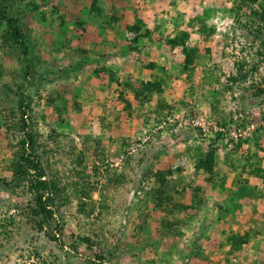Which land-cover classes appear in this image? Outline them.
<instances>
[{
  "label": "rangeland",
  "instance_id": "obj_1",
  "mask_svg": "<svg viewBox=\"0 0 264 264\" xmlns=\"http://www.w3.org/2000/svg\"><path fill=\"white\" fill-rule=\"evenodd\" d=\"M263 9L0 0V264H264Z\"/></svg>",
  "mask_w": 264,
  "mask_h": 264
},
{
  "label": "trees",
  "instance_id": "obj_2",
  "mask_svg": "<svg viewBox=\"0 0 264 264\" xmlns=\"http://www.w3.org/2000/svg\"><path fill=\"white\" fill-rule=\"evenodd\" d=\"M251 1H257V0H251ZM254 17H256L259 21L264 20V9L262 10V12H255ZM0 19H1V21L7 22V26L9 28V30H8L9 32H8V36H7L8 41H11L15 45L19 46L21 49H23L24 53L26 54L28 51V45L24 40V37L20 31L19 26L17 25V21L14 19H7V17L5 16V12L1 14ZM263 30H264V26L259 27L258 29L256 28L255 33L260 36L263 34ZM234 66H235V68L237 67V69H238V63H234ZM241 68H239V71L242 70ZM200 165L202 167L205 166L207 171L212 170L211 165L206 166L207 165L206 162L202 163Z\"/></svg>",
  "mask_w": 264,
  "mask_h": 264
},
{
  "label": "crops",
  "instance_id": "obj_3",
  "mask_svg": "<svg viewBox=\"0 0 264 264\" xmlns=\"http://www.w3.org/2000/svg\"><path fill=\"white\" fill-rule=\"evenodd\" d=\"M250 184L251 183H246L245 185H239V194L242 193V190L240 188L241 186H244L247 189H249L250 186H251ZM256 190H257V188H255L254 186L253 187L251 186V194H254L256 192ZM241 202H242V200H241ZM253 202H257L261 206L260 207L254 206V208L252 210L253 212H251V213H246V211H244L245 209H242L241 210L242 211L241 215H243L244 213H246V216L251 214L256 219V220L254 219L255 222H256L255 224H260L264 220V194H263V196L261 198H258V197H256V198L252 197L251 198V197H249L248 203L250 204V203H253ZM244 219L245 218H242L241 221H243V222H245L247 224V222ZM250 219H252V218H250ZM262 223H264V221ZM247 225H248L247 228L251 227L252 231H254V230L256 231L257 230V228L256 227L254 228V226H252L251 223H248Z\"/></svg>",
  "mask_w": 264,
  "mask_h": 264
}]
</instances>
